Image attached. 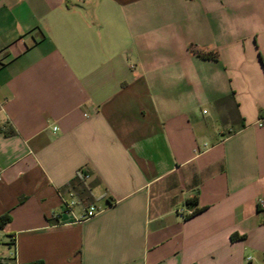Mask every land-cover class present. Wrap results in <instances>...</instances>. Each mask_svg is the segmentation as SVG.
<instances>
[{"label": "crops", "instance_id": "1", "mask_svg": "<svg viewBox=\"0 0 264 264\" xmlns=\"http://www.w3.org/2000/svg\"><path fill=\"white\" fill-rule=\"evenodd\" d=\"M260 199L264 0H0V264H264Z\"/></svg>", "mask_w": 264, "mask_h": 264}, {"label": "built area", "instance_id": "2", "mask_svg": "<svg viewBox=\"0 0 264 264\" xmlns=\"http://www.w3.org/2000/svg\"><path fill=\"white\" fill-rule=\"evenodd\" d=\"M80 173L84 177L87 176V174H85L83 170H81ZM77 203H78V200L75 194L71 192L68 198L62 199V207L57 213H55L54 219L57 220L58 222H66L65 216H67L71 218L70 221L80 222L82 220L95 216L100 211L98 207H96L95 205H91L89 206L88 209L85 210L83 214L77 217L74 212V207L76 206ZM259 204L262 208H264V199H260ZM263 255H264V252H263Z\"/></svg>", "mask_w": 264, "mask_h": 264}, {"label": "trees", "instance_id": "3", "mask_svg": "<svg viewBox=\"0 0 264 264\" xmlns=\"http://www.w3.org/2000/svg\"><path fill=\"white\" fill-rule=\"evenodd\" d=\"M197 54L203 58H216L215 55H213L210 52H206V51H198ZM221 101H222L221 99L217 100L216 104H219ZM75 187L78 189V191L82 197L87 198L90 194V190L92 188V185L90 184V186H86L83 183H79V185L75 186ZM191 201H193V200H191ZM9 221H10V216L8 214H4V215L0 216V225L1 226H4ZM238 237H240L239 234H233L232 235V238H234V239H236ZM32 264H44V262L43 261H37V262L32 263Z\"/></svg>", "mask_w": 264, "mask_h": 264}, {"label": "rangeland", "instance_id": "4", "mask_svg": "<svg viewBox=\"0 0 264 264\" xmlns=\"http://www.w3.org/2000/svg\"><path fill=\"white\" fill-rule=\"evenodd\" d=\"M202 110L203 109H207V110H209L210 111V107L209 106H202V108H201ZM220 127H224V125H220Z\"/></svg>", "mask_w": 264, "mask_h": 264}]
</instances>
